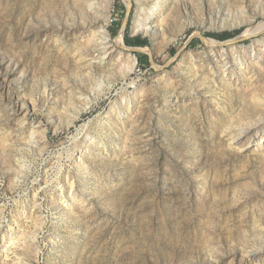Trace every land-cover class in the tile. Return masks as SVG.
Wrapping results in <instances>:
<instances>
[{
  "label": "rangeland",
  "instance_id": "obj_1",
  "mask_svg": "<svg viewBox=\"0 0 264 264\" xmlns=\"http://www.w3.org/2000/svg\"><path fill=\"white\" fill-rule=\"evenodd\" d=\"M263 21L264 0H0V264H264Z\"/></svg>",
  "mask_w": 264,
  "mask_h": 264
},
{
  "label": "bare ground",
  "instance_id": "obj_2",
  "mask_svg": "<svg viewBox=\"0 0 264 264\" xmlns=\"http://www.w3.org/2000/svg\"><path fill=\"white\" fill-rule=\"evenodd\" d=\"M87 2H88V0H87ZM92 4H93V2H91ZM88 5V4H87ZM158 5H156V7H157ZM89 7V6H88ZM91 10V9H90ZM152 13H156V11H154V12H152ZM257 17H255L254 19H256ZM252 23V19H250V18H248V19H244L243 21H241L239 24H251ZM145 27H147V26H145ZM103 28V27H102ZM105 28V27H104ZM147 29V28H146ZM103 32H105V30L103 29ZM146 32H147V30H146ZM264 32V21L263 22H261L259 25H257V26H254V27H248L246 30H245V32H244V34L246 35V36H254V35H257V34H260V33H263ZM105 34V33H104ZM242 37H245V36H242ZM100 39V38H99ZM99 39H98V41H99ZM119 40V44H120V46H122V44H121V42H120V39H118ZM102 42H104V43H109L110 41H109V39H108V37L107 36H104V37H102ZM166 43H168V42H166ZM101 44H103V43H101ZM165 44V43H164ZM207 44L210 46V47H213V46H216L217 45V43L215 42V41H213V40H210V41H207ZM100 44H98V46H99ZM253 47V45L251 46V47H249V50H250V56H251V58H252V64L251 65H257L258 63H259V61L260 60H262V61H264V44H261V43H259V42H257V45L254 47V48H252ZM109 49V48H108ZM101 50H102V48H101ZM229 52L230 51H222V55L220 56L221 57V59H219L218 58V60H219V62L218 63H221V64H223V66H222V69H223V71H222V73H224L223 75H229L228 73L230 72V73H232V71L233 70H240V71H242L243 73H246V71H247V68L245 67V62H243L242 60H239L237 57L235 58V60L233 61V62H231V66L229 67H227L226 68V64L227 63H224V61H225V59L228 57V55H229ZM100 54V53H99ZM99 54H97V55H99ZM101 55V54H100ZM105 54H103V56H104ZM105 58V57H104ZM103 58V59H104ZM227 78V77H226ZM102 84L100 83L99 84V86H101ZM259 99V98H258ZM258 101V100H257ZM263 101V102H262ZM257 103H259V104H261V103H263L262 104V106L264 107V100H262L261 99V101H259V102H257ZM87 139V141H88V138H86ZM258 139V138H257ZM263 139V137L261 138L260 137V140H262ZM257 141H259V139L257 140ZM253 142V141H252ZM251 142V143H252ZM262 142V141H261ZM259 145V144H258ZM245 147V146H244ZM67 181H68V183H69V185H71L70 186V188H69V196H68V198L70 199V200H74L75 201V199H76V196L74 195V187H73V182H72V180L69 178V177H67ZM62 200H63V202L64 203H66V199H65V196H62ZM67 205V204H66ZM68 206V205H67Z\"/></svg>",
  "mask_w": 264,
  "mask_h": 264
},
{
  "label": "trees",
  "instance_id": "obj_3",
  "mask_svg": "<svg viewBox=\"0 0 264 264\" xmlns=\"http://www.w3.org/2000/svg\"><path fill=\"white\" fill-rule=\"evenodd\" d=\"M236 35H238V33L226 34L225 37H220V38L217 36H209V37L214 38V39H218L219 41H226V40L233 39ZM123 41H124L125 46H127V47L142 48V47L146 46V44H147V40L144 38H141L140 36L130 37L128 35L127 29L125 31Z\"/></svg>",
  "mask_w": 264,
  "mask_h": 264
},
{
  "label": "water",
  "instance_id": "obj_4",
  "mask_svg": "<svg viewBox=\"0 0 264 264\" xmlns=\"http://www.w3.org/2000/svg\"><path fill=\"white\" fill-rule=\"evenodd\" d=\"M129 13H130V4L126 8L125 16H124V19L122 21V24H121V27H120V30H119V34H120L121 38H123L124 34H125V30H126L127 23H128V18H129ZM243 39H244V37L235 38V39L227 41L225 44H227V43H235V42H238V41L243 40ZM122 48L125 51L131 52V53H134V54L135 53H143V52H145V49H143V48L127 47V46H122Z\"/></svg>",
  "mask_w": 264,
  "mask_h": 264
}]
</instances>
